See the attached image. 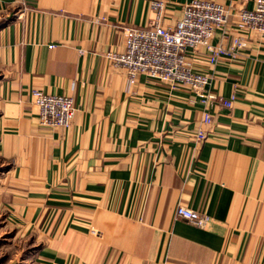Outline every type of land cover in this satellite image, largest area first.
Listing matches in <instances>:
<instances>
[{
  "label": "crops",
  "instance_id": "0c3cea01",
  "mask_svg": "<svg viewBox=\"0 0 264 264\" xmlns=\"http://www.w3.org/2000/svg\"><path fill=\"white\" fill-rule=\"evenodd\" d=\"M152 1L0 0V213L35 264H264V35L215 64L193 55L210 91L235 98L206 124L196 93L132 84L105 57L149 26ZM191 1L166 0L164 25ZM214 1L230 25L213 44L229 47L254 0ZM35 89L73 98L68 128L40 125ZM180 205L208 224L178 220Z\"/></svg>",
  "mask_w": 264,
  "mask_h": 264
},
{
  "label": "built area",
  "instance_id": "2783aa9c",
  "mask_svg": "<svg viewBox=\"0 0 264 264\" xmlns=\"http://www.w3.org/2000/svg\"><path fill=\"white\" fill-rule=\"evenodd\" d=\"M151 8L154 19L144 28L126 27L125 46L122 52H108L105 57L113 67L125 71L127 79L134 84L139 76L167 84L173 90H189L196 93L204 105L203 122L212 123L210 109L215 106L231 108L234 99L226 100L210 91V77L194 70L191 60L199 49L207 53L210 64L224 56H235L246 47L245 37L250 33L264 35V0H254L251 9L243 8L236 15L235 26L239 36L233 37L229 47L214 45L218 32L225 33L230 25L227 9L214 0H192L183 9V15L173 26H165L166 0H153ZM54 48L53 45L49 46ZM33 103L38 108L39 122L49 129L68 128L76 114L72 97L52 95L35 89ZM197 140L203 142L208 135L198 129ZM178 220L198 228H204L209 217L187 206L180 205L176 211Z\"/></svg>",
  "mask_w": 264,
  "mask_h": 264
},
{
  "label": "rangeland",
  "instance_id": "374dc122",
  "mask_svg": "<svg viewBox=\"0 0 264 264\" xmlns=\"http://www.w3.org/2000/svg\"><path fill=\"white\" fill-rule=\"evenodd\" d=\"M35 250L30 237L18 233L0 213V264H35Z\"/></svg>",
  "mask_w": 264,
  "mask_h": 264
}]
</instances>
